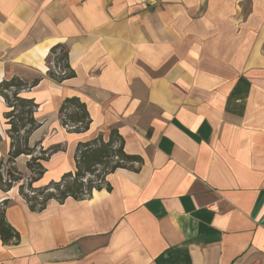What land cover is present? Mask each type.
Listing matches in <instances>:
<instances>
[{"label": "crops", "instance_id": "1", "mask_svg": "<svg viewBox=\"0 0 264 264\" xmlns=\"http://www.w3.org/2000/svg\"><path fill=\"white\" fill-rule=\"evenodd\" d=\"M56 45L74 72L61 82ZM13 77L39 79L20 94L38 105L29 145L62 149L35 183L73 171L77 144L111 128L141 162L41 211L0 191L19 235L0 240V264H264V0H0V82ZM71 97L83 133L60 124ZM7 111L0 96V161Z\"/></svg>", "mask_w": 264, "mask_h": 264}, {"label": "trees", "instance_id": "2", "mask_svg": "<svg viewBox=\"0 0 264 264\" xmlns=\"http://www.w3.org/2000/svg\"><path fill=\"white\" fill-rule=\"evenodd\" d=\"M50 60L59 70V74L48 71V76L61 82L64 79L74 77V72L68 64L67 48L56 45L50 49ZM39 79L27 83L18 77L0 82V96L4 99L8 111L5 114L8 125L7 136L9 138V150L6 163L17 165V158L28 157L24 166L30 172L31 183L38 181L45 173L43 162L62 149L59 146L43 149L39 143L30 146L28 141L31 134L39 127L34 118L38 105L20 94L36 86ZM62 128L68 133H83L88 130L90 118L86 106L78 98H65L58 110ZM74 170L64 173L58 181H51L43 187H34L28 193H24L23 185L18 188L20 196L28 204L32 211H41L50 200L62 203L67 198L83 200L89 197L93 190L109 189L106 178L119 168H132L141 162L140 157L129 155L123 150V139L116 128L109 130L108 140L104 141L102 135L95 139L79 142L76 146ZM3 161V160H2ZM0 161L2 167L3 162ZM12 167L6 172L7 180L2 179L0 173V191L8 192L13 183L22 180L21 171ZM30 185V184H29ZM7 201L0 203V240L8 244L19 239L18 233L7 223L5 219V207Z\"/></svg>", "mask_w": 264, "mask_h": 264}, {"label": "rangeland", "instance_id": "3", "mask_svg": "<svg viewBox=\"0 0 264 264\" xmlns=\"http://www.w3.org/2000/svg\"><path fill=\"white\" fill-rule=\"evenodd\" d=\"M47 64H48V71L49 70L52 71V72L54 71L55 74H57L59 72L58 68H56L54 66L53 61L50 60V57L48 58V63ZM6 160L7 159H4L2 161L3 162L2 167L0 166V173H2V179L3 180H7L8 179V177L6 175V172H7V170L9 168H12V167H14L16 169L19 168L18 165H17V162L15 163L17 165V167H16L14 164L12 165L11 163L10 164L6 163ZM22 161H24V160H22ZM20 169L18 171L20 172L22 170L20 172L21 173L22 180L13 183V186H12V188L17 189V191H18V188H19L20 185H23V191H24V193H28V192H31L33 190L32 188H34V187H43V186H46V185H48L50 183V182H48L45 185L42 184L43 182H38V183L33 182V183H31L29 181V178L31 177L30 172L27 171V169H21V170ZM18 193H19V191H18Z\"/></svg>", "mask_w": 264, "mask_h": 264}, {"label": "built area", "instance_id": "4", "mask_svg": "<svg viewBox=\"0 0 264 264\" xmlns=\"http://www.w3.org/2000/svg\"><path fill=\"white\" fill-rule=\"evenodd\" d=\"M59 74V72L57 73V75Z\"/></svg>", "mask_w": 264, "mask_h": 264}]
</instances>
